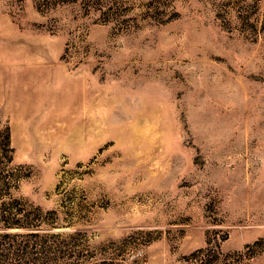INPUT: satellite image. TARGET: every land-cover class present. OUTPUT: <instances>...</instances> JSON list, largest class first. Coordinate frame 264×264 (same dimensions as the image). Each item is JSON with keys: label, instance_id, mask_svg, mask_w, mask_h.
I'll list each match as a JSON object with an SVG mask.
<instances>
[{"label": "rangeland", "instance_id": "obj_1", "mask_svg": "<svg viewBox=\"0 0 264 264\" xmlns=\"http://www.w3.org/2000/svg\"><path fill=\"white\" fill-rule=\"evenodd\" d=\"M0 264H264V0H0Z\"/></svg>", "mask_w": 264, "mask_h": 264}]
</instances>
